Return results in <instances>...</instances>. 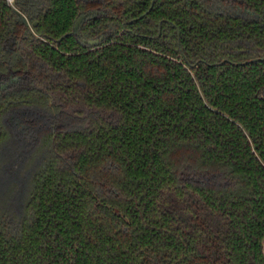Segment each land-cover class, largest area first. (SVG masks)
I'll return each instance as SVG.
<instances>
[{
  "label": "trees",
  "instance_id": "1",
  "mask_svg": "<svg viewBox=\"0 0 264 264\" xmlns=\"http://www.w3.org/2000/svg\"><path fill=\"white\" fill-rule=\"evenodd\" d=\"M17 5L33 28L0 0V75L30 82L0 92V264H264V0ZM91 6L94 47L68 33Z\"/></svg>",
  "mask_w": 264,
  "mask_h": 264
},
{
  "label": "flooded vegetation",
  "instance_id": "2",
  "mask_svg": "<svg viewBox=\"0 0 264 264\" xmlns=\"http://www.w3.org/2000/svg\"><path fill=\"white\" fill-rule=\"evenodd\" d=\"M243 8H245L246 10L248 9L246 6H244ZM101 11H105L104 13H99L97 16H99V15H101V14H105L106 13V10L105 9H103V8H99V7H88V8H86V9H82V10H80V12H79V14H81V13H86L87 15H89V16H91L92 14H94L95 12H101ZM78 14V15H79ZM77 15V16H78ZM97 16H94V17H97ZM89 18H93V17H88V18H86L85 19V21L87 20V19H89ZM76 19V18H75ZM84 21V22H85ZM84 22H83V24H84ZM74 24V23H73ZM83 24L81 25V27H80V29H79V32H80V36H79V38H77L76 37V35H75V37L78 39V40H80L84 45H90L89 43H86V42H84L82 39H86V40H89V39H96V38H100L102 35H105V37H104V39L102 40V41H100V43L99 44H101L105 39H106V37H107V34H108V32H101L99 35H97V36H92V37H86L84 34H83V32H82V26H83ZM73 29V28H72ZM72 31V30H71ZM71 31L70 32H68V33H71ZM71 34H73V33H71ZM13 42H11V44H12ZM99 44H97V45H99ZM97 45H94V46H97ZM90 46H92V47H94L93 45H90ZM20 78V79H19ZM29 82H30V79L28 78V77H26V75H23V77H14L12 74H7L6 76H5V78L3 77V76H1L0 75V92L1 91H3L5 88H7L9 85H11V84H15V85H17V84H29Z\"/></svg>",
  "mask_w": 264,
  "mask_h": 264
},
{
  "label": "water",
  "instance_id": "3",
  "mask_svg": "<svg viewBox=\"0 0 264 264\" xmlns=\"http://www.w3.org/2000/svg\"><path fill=\"white\" fill-rule=\"evenodd\" d=\"M13 5V7L18 11L19 15L21 16L24 24L29 27V28H33V24L31 23L29 17L20 10V8L17 5V0H13V2L11 3ZM105 11H101V12H95L94 14H92L91 16L87 15L86 13H81L79 14L73 24V29L71 31V33L75 34L77 38H79L80 36V32L79 29L81 27V25L83 24V22L85 21L86 18L88 17H94L97 16L99 13H104ZM37 23V22H35ZM105 35H102L100 38H96V39H82L84 42L89 43L90 45H97L100 43V41H102L104 39Z\"/></svg>",
  "mask_w": 264,
  "mask_h": 264
},
{
  "label": "rangeland",
  "instance_id": "4",
  "mask_svg": "<svg viewBox=\"0 0 264 264\" xmlns=\"http://www.w3.org/2000/svg\"><path fill=\"white\" fill-rule=\"evenodd\" d=\"M215 2L223 9V10H231L233 13L236 14H241L244 16H253L254 13L251 12L249 9H245L243 8V6L240 5V3L242 2V0H229V1H223V0H215ZM12 42V41H11ZM16 177V179H20V177L22 178V174H14V178ZM20 192V191H19ZM19 192H17L15 194V198L18 200L19 199ZM16 200V201H17Z\"/></svg>",
  "mask_w": 264,
  "mask_h": 264
},
{
  "label": "built area",
  "instance_id": "5",
  "mask_svg": "<svg viewBox=\"0 0 264 264\" xmlns=\"http://www.w3.org/2000/svg\"><path fill=\"white\" fill-rule=\"evenodd\" d=\"M8 2H9V3H12V2H13V0H8Z\"/></svg>",
  "mask_w": 264,
  "mask_h": 264
}]
</instances>
